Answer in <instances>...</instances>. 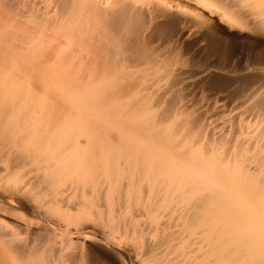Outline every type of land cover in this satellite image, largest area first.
I'll return each instance as SVG.
<instances>
[{
	"label": "bare ground",
	"instance_id": "bare-ground-1",
	"mask_svg": "<svg viewBox=\"0 0 264 264\" xmlns=\"http://www.w3.org/2000/svg\"><path fill=\"white\" fill-rule=\"evenodd\" d=\"M0 264H264V0H0Z\"/></svg>",
	"mask_w": 264,
	"mask_h": 264
},
{
	"label": "rangeland",
	"instance_id": "rangeland-1",
	"mask_svg": "<svg viewBox=\"0 0 264 264\" xmlns=\"http://www.w3.org/2000/svg\"><path fill=\"white\" fill-rule=\"evenodd\" d=\"M228 42L230 44V41H228ZM237 44H240V45H236L234 43H231L228 48H230L232 45H236V48L235 49L238 50L239 52H247L246 51L247 50V47L246 46H243V45H245L244 42H237ZM241 44H243V45H241ZM203 93L206 94V95L203 94L204 98H206V99H209V100H214L215 98L217 99V96H216L217 94L214 93L213 91H204Z\"/></svg>",
	"mask_w": 264,
	"mask_h": 264
}]
</instances>
